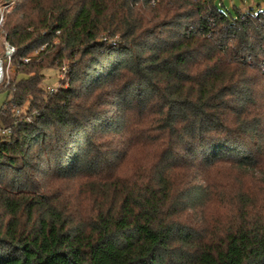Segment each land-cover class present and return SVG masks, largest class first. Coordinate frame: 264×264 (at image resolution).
<instances>
[{
    "label": "trees",
    "instance_id": "1",
    "mask_svg": "<svg viewBox=\"0 0 264 264\" xmlns=\"http://www.w3.org/2000/svg\"><path fill=\"white\" fill-rule=\"evenodd\" d=\"M2 1L17 52L0 108L15 127L0 136V264H264L261 13ZM64 65L69 85L50 93L45 71ZM18 109L33 120L16 127ZM222 166L257 186L217 180ZM216 202L229 218L208 221Z\"/></svg>",
    "mask_w": 264,
    "mask_h": 264
},
{
    "label": "rangeland",
    "instance_id": "2",
    "mask_svg": "<svg viewBox=\"0 0 264 264\" xmlns=\"http://www.w3.org/2000/svg\"><path fill=\"white\" fill-rule=\"evenodd\" d=\"M217 1H218L219 5L224 10H230L234 14H236V11H238V10L239 11H248L249 9H254L257 12V11L264 9V0H217ZM0 7H2V9L4 11V18H3V23L1 26L3 28H2V32L0 33V40L2 41L4 39V31L3 30H4V27L6 24L7 15L11 11H13L14 5L13 4H4L3 1L0 0ZM45 74H46L45 87H47L48 85L58 86V85L63 84V83H61L60 70L48 69L45 71ZM15 75H16V69H15L14 64L11 62L9 64V67H8L7 83L5 85H3L2 87H0V108H2L4 106V104L7 100V91L4 88H5V86H7L11 82V80L14 79ZM20 114L21 113L18 114V119L22 122H24V121L27 122V121L33 120L32 116L30 114H24V115L23 114L20 115ZM146 154L147 153L144 149H137V151L134 153L135 161H137V159L140 157H141V159L145 158ZM150 154H151V152L149 153V155ZM132 163H133V160L128 162L127 164H125L123 166V169L125 168V170H130ZM219 170L221 172H218L217 180L229 178L230 183L232 185H234L233 187H237L238 185H240L239 183L237 184L231 180V178H235V176L238 179H242L241 181L245 187H253L254 188L257 186V185L253 186L251 184V180L249 179L248 176H244V177L240 178V176L236 172H232L228 166H222V168H220ZM256 191L259 192V194L261 195L263 190L261 187H259ZM227 192H229V190ZM232 210H233V206H231L229 203L222 204V203L216 202L214 204H211L209 206V208H207V211L205 214L207 216L208 221H211L213 219L214 220L219 219V220L224 221V219L229 218V216L233 213Z\"/></svg>",
    "mask_w": 264,
    "mask_h": 264
},
{
    "label": "built area",
    "instance_id": "3",
    "mask_svg": "<svg viewBox=\"0 0 264 264\" xmlns=\"http://www.w3.org/2000/svg\"><path fill=\"white\" fill-rule=\"evenodd\" d=\"M261 15L264 17V9L259 11ZM3 18H4V11L2 7H0V33L2 32V23H3ZM45 47H42L41 49H36L33 51L29 56L24 58V62L28 63L30 62L34 57H37L41 54L42 50ZM17 52V48L14 44H12L10 41L6 40L5 36L4 39L1 41L0 40V87L5 85L8 80V67L9 64L12 62L13 56ZM69 66L64 65L62 69L60 70V77H61V83L62 85L58 86H52L48 85L46 88L50 93H54L58 91L60 88L64 87L66 88L69 85ZM21 113L20 110L18 109L15 113L16 121L15 125L21 123L18 119V114ZM21 115V114H20ZM15 127L12 126H4L0 123V136L5 137L6 139L10 140L13 133H14Z\"/></svg>",
    "mask_w": 264,
    "mask_h": 264
}]
</instances>
